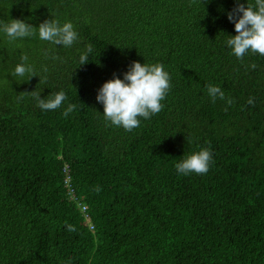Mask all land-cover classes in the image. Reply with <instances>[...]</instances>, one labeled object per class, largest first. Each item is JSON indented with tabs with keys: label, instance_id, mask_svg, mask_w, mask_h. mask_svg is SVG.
Wrapping results in <instances>:
<instances>
[{
	"label": "trees",
	"instance_id": "16d2710c",
	"mask_svg": "<svg viewBox=\"0 0 264 264\" xmlns=\"http://www.w3.org/2000/svg\"><path fill=\"white\" fill-rule=\"evenodd\" d=\"M235 7L0 0V26L55 19L79 34L65 48L42 41L38 28L13 42L0 31V264H264V56L231 54ZM23 54L36 75L29 80L12 75ZM133 61L162 64L171 89L162 111L128 132L106 125L96 96ZM208 84L233 103H212ZM61 90L68 99L54 111L30 94L18 99ZM69 103L77 107L65 118ZM203 148L212 153L207 174L176 171Z\"/></svg>",
	"mask_w": 264,
	"mask_h": 264
},
{
	"label": "clouds",
	"instance_id": "9594fccd",
	"mask_svg": "<svg viewBox=\"0 0 264 264\" xmlns=\"http://www.w3.org/2000/svg\"><path fill=\"white\" fill-rule=\"evenodd\" d=\"M228 20L235 25L237 35L228 36L226 45L231 49V54L237 59L243 60L245 55L251 53L264 56V0H254L247 5L236 0V7L228 13ZM38 28V35L42 41L50 42L53 45H59L70 48L79 39V34L71 22H65L61 25L58 20L51 19L34 27L19 19H10L9 22L0 26L8 38L9 42L16 41L27 37L35 36ZM93 51V46L88 44L85 50L80 54L79 64L88 63L89 54ZM53 60L60 57L53 56ZM21 63L17 64L13 76L25 77L28 80L35 75L34 68L27 63L28 56L21 55ZM255 69L256 65H250ZM47 72V67L43 68ZM47 77L44 78L46 81ZM170 75L164 70L160 63L141 64L133 61L124 73L123 79L116 77L105 82L96 96L98 103L104 107V118L106 125L123 127L124 130L131 132L140 126V119H150L152 116L160 113L163 109V101L171 89ZM40 80V83L44 82ZM207 95L215 103L217 99L226 101L230 106L233 101L226 98L224 91L220 86L206 85ZM25 94H30L36 101L37 107L44 111H54L67 101V95L64 91L51 93L46 98H41L40 93L33 91L31 93H21L18 99H23ZM255 99L249 97L248 105L254 106ZM75 104L69 103L62 115L67 118L70 113L76 109ZM227 110V109H225ZM212 164V153L210 149L203 148L184 157L180 162L175 164L176 171L184 176L191 174H207ZM100 191L99 187L96 189ZM66 223L67 231L75 232L76 228L72 224Z\"/></svg>",
	"mask_w": 264,
	"mask_h": 264
},
{
	"label": "built area",
	"instance_id": "2783aa9c",
	"mask_svg": "<svg viewBox=\"0 0 264 264\" xmlns=\"http://www.w3.org/2000/svg\"><path fill=\"white\" fill-rule=\"evenodd\" d=\"M64 173L66 174V184L68 185V188H69V190L71 189V179H70V168L68 167V166H66L65 168H64ZM68 190V191H69ZM70 193L72 194V196H71V198L72 199H75V196L73 195V190H71L70 191ZM82 210H83V212L85 213L86 212V210H87V208H86V206H82Z\"/></svg>",
	"mask_w": 264,
	"mask_h": 264
}]
</instances>
